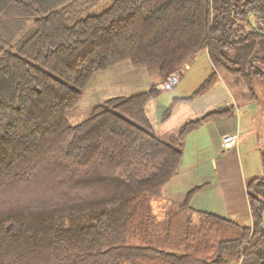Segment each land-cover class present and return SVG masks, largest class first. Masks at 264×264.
Returning a JSON list of instances; mask_svg holds the SVG:
<instances>
[{
  "label": "trees",
  "instance_id": "16d2710c",
  "mask_svg": "<svg viewBox=\"0 0 264 264\" xmlns=\"http://www.w3.org/2000/svg\"><path fill=\"white\" fill-rule=\"evenodd\" d=\"M203 50L214 70L177 100L220 69L264 77V0H0V264H264V163L247 184L252 227L194 210L201 187L163 195L187 134L235 105L170 139L146 114L157 84L68 117L99 70L130 61L166 81Z\"/></svg>",
  "mask_w": 264,
  "mask_h": 264
},
{
  "label": "crops",
  "instance_id": "0c3cea01",
  "mask_svg": "<svg viewBox=\"0 0 264 264\" xmlns=\"http://www.w3.org/2000/svg\"><path fill=\"white\" fill-rule=\"evenodd\" d=\"M203 52L207 50L195 56ZM154 84L160 91L148 101L146 114L152 130L163 139H170L190 119L224 105H235L234 112L205 121L187 134L179 170L164 187V197L182 203L192 189L201 187L190 201L194 210L213 213L241 226L252 227L247 184L249 179L261 174L263 166L260 154L256 153L258 144L254 142L247 148L245 138L242 139L249 127L244 122L243 111L246 110L241 106L248 102L241 105L233 103L231 93L225 84L220 83L218 76L204 93L185 102L177 112V107H174L166 117L165 112L172 105V101L162 95L168 87L166 81L148 68H138L130 61H123L97 71L84 89L79 105L90 108L112 97L133 96L150 90ZM227 133L239 134L237 145L230 149L223 146V137ZM244 148L247 150L244 151ZM237 264H260V261L255 256H243Z\"/></svg>",
  "mask_w": 264,
  "mask_h": 264
},
{
  "label": "rangeland",
  "instance_id": "374dc122",
  "mask_svg": "<svg viewBox=\"0 0 264 264\" xmlns=\"http://www.w3.org/2000/svg\"><path fill=\"white\" fill-rule=\"evenodd\" d=\"M255 22V18H254ZM256 23V22H255ZM1 64V63H0ZM264 70V64H260ZM214 70L213 63L208 52H203L198 56L186 62L179 75L177 85L166 87L162 95L172 101V109L177 107L176 112L184 107L188 100H177L178 98L188 97L192 95L208 78L209 73ZM158 74L157 69L154 70ZM217 76L220 83L225 84L231 93V101L237 105L248 102L246 105L255 104L245 113L244 122H246V131L242 139L245 138L244 145L248 148L254 142L258 144L257 155L261 158V163H264V77H253L251 81L238 77L229 73L225 69L217 70ZM257 96L254 98L255 95ZM80 103V102H79ZM89 109L84 105H78L69 113V120L72 124H76L86 119L89 116ZM173 111V110H172ZM186 114H189L187 112ZM245 126V125H244ZM254 145V144H253ZM244 148V151L247 150ZM258 159V157H257ZM263 170V169H262Z\"/></svg>",
  "mask_w": 264,
  "mask_h": 264
},
{
  "label": "built area",
  "instance_id": "2783aa9c",
  "mask_svg": "<svg viewBox=\"0 0 264 264\" xmlns=\"http://www.w3.org/2000/svg\"><path fill=\"white\" fill-rule=\"evenodd\" d=\"M179 77V70H175L170 73L168 78L166 79V83L169 86H173L177 83ZM239 140L238 133H227L223 137V146L227 149L233 148L237 145Z\"/></svg>",
  "mask_w": 264,
  "mask_h": 264
},
{
  "label": "water",
  "instance_id": "95a60500",
  "mask_svg": "<svg viewBox=\"0 0 264 264\" xmlns=\"http://www.w3.org/2000/svg\"><path fill=\"white\" fill-rule=\"evenodd\" d=\"M254 18H255V14H251L250 15V21L252 22L253 26L256 27L255 22H254ZM253 106H255V104H251L249 106H245L244 110H248L250 107H253Z\"/></svg>",
  "mask_w": 264,
  "mask_h": 264
}]
</instances>
